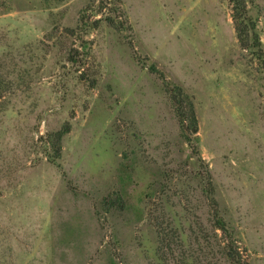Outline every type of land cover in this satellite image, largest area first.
Masks as SVG:
<instances>
[{
	"label": "rangeland",
	"instance_id": "1",
	"mask_svg": "<svg viewBox=\"0 0 264 264\" xmlns=\"http://www.w3.org/2000/svg\"><path fill=\"white\" fill-rule=\"evenodd\" d=\"M246 1L264 52V0ZM232 6L0 0L15 85L0 112V264H162L153 225L204 221L207 179L243 259L264 264V60L240 47ZM160 75L193 103L202 165ZM65 124L52 159L45 140Z\"/></svg>",
	"mask_w": 264,
	"mask_h": 264
},
{
	"label": "trees",
	"instance_id": "2",
	"mask_svg": "<svg viewBox=\"0 0 264 264\" xmlns=\"http://www.w3.org/2000/svg\"><path fill=\"white\" fill-rule=\"evenodd\" d=\"M232 3V19L240 47L251 51V55L256 61H263L264 52L256 27L247 14V1L232 0ZM125 24H127L126 21L123 25ZM8 71V67L0 64V112L7 110L10 103L8 98L15 91L14 83L7 79L10 75ZM160 77L164 93L179 128V135L190 145L192 153L196 154V159L201 164L203 161L196 146L198 123L193 103L179 87L170 85L162 75ZM68 132L69 128L65 124L53 135H48V139L45 140V144L50 141L53 148L52 159H58L60 156L61 140ZM200 192L208 200L205 215L207 217L204 218V221L201 217H197L194 226L188 230H176L174 227L169 228L167 224L164 227L163 222L155 223L153 226L157 235L156 255H160V259L162 262L164 261L162 264H247L237 246L234 230L219 211L209 179L206 181V188ZM122 202L121 197L117 196L115 203L118 207L122 206Z\"/></svg>",
	"mask_w": 264,
	"mask_h": 264
}]
</instances>
